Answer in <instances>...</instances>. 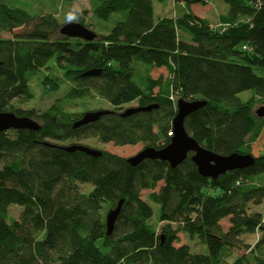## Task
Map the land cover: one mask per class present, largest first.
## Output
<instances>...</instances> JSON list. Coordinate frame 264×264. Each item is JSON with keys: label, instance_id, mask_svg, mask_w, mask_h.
I'll use <instances>...</instances> for the list:
<instances>
[{"label": "trees", "instance_id": "16d2710c", "mask_svg": "<svg viewBox=\"0 0 264 264\" xmlns=\"http://www.w3.org/2000/svg\"><path fill=\"white\" fill-rule=\"evenodd\" d=\"M173 1L187 11L155 19L153 0H90V9L70 11L67 21L96 27L92 41L61 34L64 23L54 12L0 2V30L12 34L0 35V112L41 125L0 132V264H264V209H251L264 203V182L256 180L264 174V154L252 153L264 131V117L256 114L264 101V0H223L228 11L216 25L191 10L208 0ZM156 68L167 75L153 77ZM40 69L48 70L47 89L64 81L71 87L45 110L16 106L34 97L30 76ZM248 89L255 94L243 101L239 94ZM95 94L112 108L74 128L84 112L68 111L65 99ZM179 98L207 101L185 120L201 145L223 155L250 153L255 163L211 179L191 155L175 168L158 159L132 166L107 150L93 157L60 147L97 138L162 148L172 137ZM134 101L158 107L122 116ZM86 184L91 188L81 190ZM121 199L108 235L102 210ZM150 202L159 206L158 226ZM11 205L22 207L18 218L9 216ZM257 231L255 245L230 263L243 236ZM180 232L196 234L207 253L176 245Z\"/></svg>", "mask_w": 264, "mask_h": 264}, {"label": "rangeland", "instance_id": "374dc122", "mask_svg": "<svg viewBox=\"0 0 264 264\" xmlns=\"http://www.w3.org/2000/svg\"><path fill=\"white\" fill-rule=\"evenodd\" d=\"M0 2L6 3L8 5L14 6H22L31 12H54L56 13L59 21L65 23L69 17V12L72 10H83L90 9L91 2L90 0H58L56 3L51 0H0ZM154 5V18L158 19L164 16H174L176 14H182L187 11L188 7H185L183 4L175 3L173 0H153ZM191 10L198 16L207 18L212 24H217L219 21V16L222 13H226L228 11V5L223 0H208L207 2L201 4H194L191 6ZM88 22H94V19L91 17L89 13ZM94 31H99L96 27H90ZM21 29H16L14 32H17ZM0 35L2 37H11V33L3 32L0 30ZM181 37L183 40L187 42H191V35L187 32H181ZM154 76L157 77L159 75H167V71L165 69L164 73H160L157 69L154 70ZM48 75V70L40 69L35 71L30 76L29 86L34 95L32 100L19 103L15 101V105L22 109H38L45 110L47 109L57 98H63L66 92L71 87V83L68 81H64L61 83V87L57 90H49L42 83L44 78ZM255 92L253 89H248L239 94V97L243 101H247L250 97L254 96ZM138 102L134 101L129 104H125L121 111H124L128 107L137 106ZM264 105V101L259 102L256 108ZM65 107L68 111L74 112H86L91 110L98 109H110L112 105L106 100L102 99L98 95H93L90 97L76 99V100H67L65 99ZM60 144L69 145L73 143H81L86 144L88 146L100 149L107 150L112 153L118 154L125 158L133 156L137 154L140 150L145 147V144H129L124 146H118L113 144L112 142L104 143L99 141L97 138H89L83 140L71 139L64 142H59ZM252 153L255 156L264 154V131L257 139V141L253 144ZM262 176V177H261ZM260 178L256 179L257 182H264V174L258 176ZM91 188V185H80V189L83 191H88ZM158 190V188L156 189ZM149 191L144 190L142 193V197L146 198L147 193ZM148 199V198H147ZM149 200V199H148ZM152 207L154 210V216L151 222L158 226V222L156 220L158 214V204L152 203ZM252 210L263 211L264 203L261 205H251ZM22 207L19 205H11L9 207V216L13 218H18L21 213ZM110 209L105 207L102 210V214L106 216ZM221 224L224 230H227L230 226L229 218H224L221 221ZM261 233L257 231L256 234H249L243 236L242 240L244 244L240 249H235L233 251V255L229 257V262H233L236 258L241 256L242 254L247 252V246H254L258 241ZM180 242L176 245L186 243L193 253H207V247L200 241L199 237L196 234H187V233H179Z\"/></svg>", "mask_w": 264, "mask_h": 264}, {"label": "water", "instance_id": "95a60500", "mask_svg": "<svg viewBox=\"0 0 264 264\" xmlns=\"http://www.w3.org/2000/svg\"><path fill=\"white\" fill-rule=\"evenodd\" d=\"M60 33L71 38H81L87 41H92L97 38V34L90 27L75 20H70L62 24ZM95 73V71L87 72V74ZM206 103L207 101L204 99L186 100L179 98L176 102L177 112L172 121V137L170 142L162 148L145 146L137 154L127 157V162L132 166H137L146 159H158L169 162L170 166L175 168L191 155V159L196 164L199 173L211 179H217L220 175L232 170L252 166L255 163V156L252 154L239 152H233L227 155L218 154L205 148L187 131L185 126L186 118ZM157 107V104L128 107L121 115L126 117L139 111H151ZM108 112L107 109L86 111L74 122L73 127L76 128L95 122ZM256 114L259 117H264V105L256 108ZM40 128L41 125L39 122L31 117L19 116L13 111L0 112V132L11 129L38 131ZM60 147L67 151L79 150L93 157H99L103 154L102 150L81 143L61 145ZM123 203L124 199H121L106 215V233L108 235L112 234L114 230Z\"/></svg>", "mask_w": 264, "mask_h": 264}, {"label": "crops", "instance_id": "0c3cea01", "mask_svg": "<svg viewBox=\"0 0 264 264\" xmlns=\"http://www.w3.org/2000/svg\"><path fill=\"white\" fill-rule=\"evenodd\" d=\"M193 5H194V4H193ZM156 69H157L160 73H164V71H165V68H156ZM154 70H155V69H154ZM154 70H153V72H152L153 77H155V76H154V72H155ZM157 77H158V76H157Z\"/></svg>", "mask_w": 264, "mask_h": 264}, {"label": "built area", "instance_id": "2783aa9c", "mask_svg": "<svg viewBox=\"0 0 264 264\" xmlns=\"http://www.w3.org/2000/svg\"><path fill=\"white\" fill-rule=\"evenodd\" d=\"M259 5H261V3H259ZM216 25V24H215Z\"/></svg>", "mask_w": 264, "mask_h": 264}]
</instances>
